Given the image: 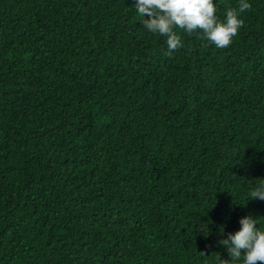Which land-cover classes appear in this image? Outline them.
Masks as SVG:
<instances>
[{"label":"trees","instance_id":"trees-1","mask_svg":"<svg viewBox=\"0 0 264 264\" xmlns=\"http://www.w3.org/2000/svg\"><path fill=\"white\" fill-rule=\"evenodd\" d=\"M246 2L229 47L176 29L169 56L135 0H0V264H217L241 217L264 230V0Z\"/></svg>","mask_w":264,"mask_h":264},{"label":"clouds","instance_id":"clouds-1","mask_svg":"<svg viewBox=\"0 0 264 264\" xmlns=\"http://www.w3.org/2000/svg\"><path fill=\"white\" fill-rule=\"evenodd\" d=\"M134 7L143 17V27L154 34L166 37L167 52L183 47L176 29L189 35L201 32L204 39L217 48L230 46L233 37L243 26L240 14L250 9L246 0H240L238 8L229 7L225 19L216 16L214 0H135ZM145 15L147 19H145ZM250 192V199L264 201V179ZM240 229L228 233L227 238L218 241L230 259H222L217 253V264H264V230L257 227L258 220L250 215L239 219ZM202 255H205L201 252Z\"/></svg>","mask_w":264,"mask_h":264}]
</instances>
